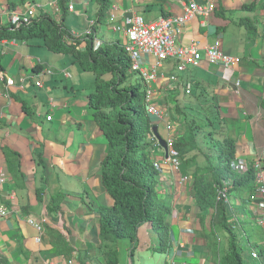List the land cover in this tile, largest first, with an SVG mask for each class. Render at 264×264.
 Segmentation results:
<instances>
[{
  "label": "crops",
  "instance_id": "crops-1",
  "mask_svg": "<svg viewBox=\"0 0 264 264\" xmlns=\"http://www.w3.org/2000/svg\"><path fill=\"white\" fill-rule=\"evenodd\" d=\"M189 1L205 4L208 0H109V7L117 8L112 9L117 22L130 14L151 21L181 14L182 4ZM209 1L215 6L212 15L204 19L195 16L187 21L178 43L187 45L196 39L205 45L221 38L224 50L238 57L236 66L225 69L202 61L198 67L186 65L183 72H176L172 60H167L155 71L149 84L152 103L177 128L182 116L173 115L178 108L175 104L180 110L190 108L191 113L199 115V120L203 113H198L197 105L203 102L204 122L214 128L216 121L220 122L219 133L232 140L234 158L248 163V170L256 175L260 173L264 183V14L257 13L264 12V0ZM54 2L0 0V264H79V257L84 254L88 264L104 262L101 257L92 259L100 244L98 208L111 205L101 189L100 179V163L108 144L88 106V94L95 89V78L75 62L73 54L54 52L41 38H18L9 31L10 13H23L35 7L37 16H61L56 22L62 23L60 29L73 39L81 40L91 32L92 27L85 28L90 20L96 21L98 5L94 0L61 1L68 10L64 14L58 11L57 15L52 7ZM66 13L73 15L70 27L64 24ZM116 35V40L103 41H121V35ZM94 36L96 46L105 43ZM145 58L144 65L152 66L155 62L153 57ZM137 77L142 84L138 74ZM154 125L165 140L168 134L163 121L155 118ZM213 132L204 134L201 143L216 147L213 140L217 137H213ZM152 153L158 160L164 156L156 141L152 143ZM162 168L166 172L159 176L160 185L171 197L177 192L178 178L174 172L167 171L168 166ZM230 179L224 182L231 186V192L227 191L231 200L227 204L231 206V222L236 220L233 224L239 226L235 231L242 235L248 247L251 242L260 245L264 235V226L257 224L263 211L261 197H254V190L240 196ZM188 191L190 184L181 187L178 210L176 215L171 210L170 220L175 225L176 217L179 226L185 225L188 230L176 236L177 225L171 223L170 240L176 236L181 242L179 247L186 243L193 246V238L203 237L204 259L197 255L188 259L184 253L188 250L186 246L179 254L176 250L163 253L164 259L168 264H213L215 248L211 245L214 243L208 242L213 209L205 211L201 228L195 200ZM56 195L57 206L52 202ZM185 216L187 221L183 220ZM190 216L193 218L188 219ZM30 218L47 221L38 231L28 223ZM142 227L149 229L147 225ZM216 227L220 228L218 224ZM188 231L195 233L194 237L188 236L192 235ZM218 234L220 246L225 247L221 229ZM174 242L177 246V241ZM261 257L264 258V253Z\"/></svg>",
  "mask_w": 264,
  "mask_h": 264
},
{
  "label": "trees",
  "instance_id": "trees-1",
  "mask_svg": "<svg viewBox=\"0 0 264 264\" xmlns=\"http://www.w3.org/2000/svg\"><path fill=\"white\" fill-rule=\"evenodd\" d=\"M94 1L98 9L95 24L91 29L96 31L95 27L106 23L104 16L110 5L109 0ZM63 2L60 3L59 12L64 14L68 8L64 7ZM42 16L44 14L38 15L33 24L12 34L18 38H41L48 49L73 54L75 62L83 70L90 71L95 78V89L88 94V106L93 111L94 121L108 144L107 153L101 162L100 179L111 205L98 208L100 244L96 257L92 259L101 257L103 264H119L120 241L127 242V250H131L133 257L137 247L138 228L146 224L159 230L157 250L167 255L172 248L169 225L171 212L163 199L167 194L160 188L159 172L153 167L150 159L152 143L155 141L152 128L155 125L146 112L142 84L132 81L134 73L128 71L130 61L124 53L121 41L105 42L96 46L92 30L81 40L73 39L69 33L60 29L62 23H57L55 18L48 15H45L44 19ZM66 37H70V41H67ZM175 105L178 108L174 112L182 116L180 126L186 128L177 138V154L180 161L189 163L186 154L190 145L195 144L197 131L187 124L185 111L180 110L178 104ZM198 117L199 115L193 118ZM219 138L216 140V160L194 171L190 192L199 210L208 207L214 209L212 226L218 224L226 235V250L216 264H244L239 242L228 220L230 206L222 199H217L216 188H222L224 179L231 178L234 188L242 196L253 188L254 175L251 171L245 175L232 171L231 165L235 157L233 142L222 133ZM58 199V195L52 197L56 206L59 204ZM212 234L208 236L210 244L214 241ZM134 242L136 246L132 248ZM84 256L85 254L79 257V264H88V259Z\"/></svg>",
  "mask_w": 264,
  "mask_h": 264
},
{
  "label": "rangeland",
  "instance_id": "rangeland-1",
  "mask_svg": "<svg viewBox=\"0 0 264 264\" xmlns=\"http://www.w3.org/2000/svg\"><path fill=\"white\" fill-rule=\"evenodd\" d=\"M61 1H64V0H59L58 1V6L59 7H60ZM189 3L197 4V3L193 2V1H189ZM206 4H210V6L212 5V12L211 13H213L214 10H215L214 4L211 1H209V0L203 5H206ZM52 7L56 8L59 11V8L57 6H52ZM93 8L94 7H92L91 10ZM112 9H113V11L117 10V8H114V7H112ZM54 13H56V12H54ZM257 13L259 15H263L264 14V12H262L261 10H259ZM21 14L22 13L19 12V11H14L12 14L11 13L9 14V22H10L9 31L15 32V31H18L19 29H21L22 27H26V25L17 24V23L15 24V23L12 22L14 16H19ZM56 15H57V13H56ZM108 15H109V13H106V15L104 16V17H106V23H104L102 25L100 24L99 26L95 27L96 31L92 30V32L94 34H96V38L100 39L99 41H102V42H112V41H103V40H113V39L116 40L117 37H118L116 35V33L111 32L112 25H111V23L108 20V17H107ZM134 15H139V14H134ZM211 15L212 14L208 13L207 15H205V14L204 15H200L199 17L204 19V18H209ZM71 16H73V15H71L69 13H66V16L64 17L65 18L64 24L67 25L68 27H70L69 25H71L70 24V17ZM195 16H198V15H194L192 18H194ZM42 17L44 19V16H42ZM55 17H57V16H55ZM59 17H61V16H59ZM59 17H57V19L56 18L55 19L60 21L61 19ZM30 19H31V21H30V23H28V25L31 24L33 18H30ZM143 19L146 22H155L159 18H157L156 20H151V21L150 20H146L145 18H143ZM39 20H41V19H39ZM90 21L86 23L85 30H88ZM32 24H33V22H32ZM94 24H95V21H94ZM184 27H185V25H184ZM183 30H184V28H183ZM262 31L264 33V28L262 29ZM180 35H179V37H180ZM179 37H178V39H179ZM96 41L98 42V40H96ZM217 41L219 43L215 45L216 58L213 61L215 63H209L208 57L206 56V54L203 51L204 47H210L211 44H213V43H215ZM99 43H101V42H99ZM193 44H194V46H198V45L201 46L203 50L202 49H198L199 52H200V58L198 60V63L196 65L192 66V67H194V68L198 67L200 65V62H202V61H205L210 66H219V67H222V68H225V69L234 68L236 66L238 57L234 56L232 54H229V53H227L224 50L223 42H222L221 38H216V39H214L212 41V43L205 44V45H202L196 39H192L190 42H188L187 45L190 46V45H193ZM187 45H181V46H187ZM129 61H130V67H131V60L129 59ZM143 61L146 63V58L144 56H143ZM172 62L174 64V68H175L176 72H183L186 69V67H185L184 70H178L177 69V65H180L179 62L176 61V60H174ZM129 69H131V68H129ZM132 81L133 82H140L136 73L132 77ZM189 97L190 96H186V98H189ZM148 104L149 103H145V106H147ZM197 106L200 107V110L198 109V111H199L198 113H200V114L203 113L202 117L199 120L193 118L194 116H198V115L196 113H191L189 111L190 108L187 109V108L184 107L183 110H182V111H185V114H187V117H186L187 118V124L190 125L193 130L195 129V132L197 131V133L195 135V140H196L195 144H192L188 148L190 150L186 154V157H187V160L189 161V163L183 162L182 160L180 161V160H178L176 158V152H178V149L176 148L177 138L180 137V136H178V134L180 132H183L184 129H186L183 126H180L181 124L179 125L180 127L172 129L173 134L175 132L177 135L175 134V136H173V138H172V146L171 147H169V145H167V143H166L167 141H164L165 142V150H164L163 147L160 145V143H158V141H156L158 146L160 145V148H162L163 151H164V156H162V158L160 160H158L156 158L155 154H153L152 152L150 154V159L152 160V162L154 164L153 167L159 172L158 173L159 176H160V174L162 175V172H166V170L162 168L164 165H166L169 168V169H167V171H169L170 173L174 172L176 174L177 178L178 179L180 178V180L177 179L178 181H176V185H177L176 194L175 195L173 194L174 196L171 195V197H169V195H168L167 197L163 198L166 204L169 203L168 206L170 208V212H171L172 209L175 210V213H174L175 215L177 213L176 210H178L177 209L178 208L177 204H179V202H180L179 198L181 197V195H180L179 192L181 190V187L185 188L187 185L189 186V184L191 186L192 180L194 179V175H195L194 171L197 168H204V166H207L210 162H213L214 160H216L215 157H216V155L218 153L217 152L218 151L217 146L216 147H213L212 145L208 146V144L201 143V142L204 141V136L203 135L204 134H208V131H214L212 133L213 137H215V138L217 137V140L220 139L219 136H217V134L219 133V130L222 132L220 122L216 121L215 128L212 127V124L211 125L206 124L204 122V107H203L204 103L203 102L202 103L198 102ZM190 107L192 108V106H190ZM201 108H202V111H201ZM173 115H176V113L174 112ZM152 119H153V122L155 123V119L154 118H152ZM194 120H196V121H194ZM193 123H194V126H193ZM204 127H206L205 130H204ZM210 128L211 129L214 128V130H211ZM170 133H171V131H168V134H170ZM202 136H203V138H202ZM213 141H216V140H213ZM100 168H101V163H100ZM261 178H263V177L261 176ZM255 186H257V184L256 185L253 184V188L250 190V193L248 191L247 194H251L253 190H254V192L257 191V189H255ZM160 188L162 189V191L164 190V188L161 185H160ZM101 189L103 190L104 193H106V189H104L102 181H101ZM229 191L231 192V190H229ZM188 194H191V192L188 191ZM227 194H228L227 199L231 200V196H230L231 194L230 193H227ZM260 194H261V192H255L253 195H254V197L255 196L261 197ZM106 195L108 196L107 193H106ZM194 203H195V207H196V210H197V213H196L197 219L199 220V224L201 226L203 224V222H204V218H205L204 213H205V211H207L210 208L211 209H213V208L212 207H208L205 210H199L197 208L196 202H194ZM261 203L264 204V202H262V197H261V200H260V205H261ZM229 206H230V204H229ZM100 207H102V206H100ZM229 211H230V217L228 218V220L230 222L229 224H230L232 230L234 231V233H235V235L237 237V240L239 242V249L242 252L244 264H264V262H263L264 258L262 259V257H261V253H264V235L262 237V240L259 242L260 245L251 242L249 244V247H248L247 244H246V241L244 240V238H242V235L241 234L237 235V233L235 231V228L239 229V226H237V223L233 224V222H236V220L231 222V218L233 216L232 212H231V206L229 208ZM213 212H214V209H213ZM172 216L173 215L171 214V217ZM190 218H193V216H190L188 219H190ZM30 219L33 221V223H35V228L38 231L42 230V224L47 221L46 218H42V219L40 218L42 220V222L38 221L39 219L38 220L34 219V218H30ZM186 219H187V217L185 216L183 220L187 221ZM170 220H171V218H170ZM173 222H174V220L171 222L173 224V226L177 225V231L178 232L176 231V236H178V234H180V233L183 234L184 233L183 231H185L186 229L188 230V228L184 227L185 225L183 227L179 226V220L176 217H175V225H174ZM171 223H169L170 232H171V230H173V227H172ZM257 224L259 226H264V213H263V211H262L261 215L257 219ZM146 225L149 228L148 230H146V228L142 227V226H146ZM146 225H142V226H140L138 228V231H137L138 232L137 233V235H138V237H137L138 238L137 247H136V250L134 252L133 257H131V253H130L131 250H129V251L127 250V242L126 241H120L119 242V250H118L119 264H133V262H134V264H163L164 263V261H165L164 254L163 253L160 254L158 252V250H157L158 245H159V243H158L159 242V240H158V232H159V230L157 228H155V227L150 226V224H146ZM212 227L213 226H212V223H211V229H210L211 233L209 232L208 235L212 234ZM201 228H203V226H201ZM219 230H220V228H218V227H216L214 225L213 234H212V238H213L214 241H212V242L214 243V247H215V243L217 244V246L215 247L214 252L212 251V254H213V258L212 259L214 260V261H212L213 264L217 263L218 259H220V257L223 255L224 251L226 250V246H227V238H226V235H225L223 230H221V232L225 236L226 244H225V247H221L220 246V244H219L220 243L219 242L220 236L218 234ZM240 232H241V230H240ZM186 233L192 234L191 231H188ZM171 234H173V233L171 232ZM194 235H195V233H193L192 235H188V236H190V237L193 236L194 237ZM196 235L199 236L198 233ZM172 236L173 235H171L170 237L172 238ZM176 236H175L174 240L177 241L176 242L177 246L174 245L175 242H174L173 239L170 240V243H171V246H172V248L170 250L172 251V253H174V250H176L177 254H179L183 250V246L184 247L186 246V249H188V250H184V253H186V257H188V259L192 258L194 255H197L198 256L197 258L204 259V254H203V252H204V243H203L204 239H203V237L193 238V241H194V245L193 246H189L185 242L186 243L185 245H182L181 247H179L181 242H180V240H177ZM135 246H136V244L134 242L133 245H132V248H134ZM250 248H253V249L251 250ZM139 250H141V251H139ZM185 251H187V252H185ZM139 252H142V253L138 254Z\"/></svg>",
  "mask_w": 264,
  "mask_h": 264
},
{
  "label": "built area",
  "instance_id": "built-area-1",
  "mask_svg": "<svg viewBox=\"0 0 264 264\" xmlns=\"http://www.w3.org/2000/svg\"><path fill=\"white\" fill-rule=\"evenodd\" d=\"M58 1L56 0L52 6H58ZM69 8H71L69 6ZM35 7H30L25 10L21 15L14 16L12 22L17 24H23L28 26L31 19L32 22L34 18H37L35 13ZM53 10L57 12L58 10L53 7ZM212 5L210 4H194V3H183L181 14L160 17L155 22H146L140 15H125L122 17L120 22H117L115 15L112 12V9L109 8L108 20L112 25V32L118 33L121 35V44L124 50V53L131 60V67L133 68L142 62L144 57H153L154 58V68L162 66L163 62L167 60H176L180 65H177L178 70H184L186 65L194 66L198 63L200 58V52L198 49H202L201 46H181L178 43V37L183 32L185 23L190 20L194 15H207L211 14ZM31 22V23H32ZM94 25V21H90L89 27ZM219 42L211 44L210 47H204V53L208 57L209 63L213 62L216 58L215 45ZM152 98V94L149 99L146 100V103H149ZM149 114L159 117L158 111L153 107L149 106L147 109ZM167 129L170 130L171 127L167 126ZM167 145L172 146V137L166 139ZM176 152V151H175ZM178 156L176 152V157ZM259 166V164H257ZM235 168L240 172L248 171V166L245 163H234ZM260 167V166H259ZM255 168V167H254ZM256 170L259 168H255ZM257 181L255 185V192H261L262 202H264V183L261 180V174H257ZM180 180V178H179ZM229 186L228 183H224L222 188H216L218 197L217 199H223L225 202L228 201L226 195V188ZM226 197V198H225ZM225 198V199H224ZM261 208L264 213V204L261 203ZM31 224L33 221L30 219Z\"/></svg>",
  "mask_w": 264,
  "mask_h": 264
},
{
  "label": "bare ground",
  "instance_id": "bare-ground-1",
  "mask_svg": "<svg viewBox=\"0 0 264 264\" xmlns=\"http://www.w3.org/2000/svg\"><path fill=\"white\" fill-rule=\"evenodd\" d=\"M36 10L37 9H35V13H36ZM70 35V34H69ZM70 37L72 38V36L70 35ZM70 37H68V38H70ZM68 41H70V39H68ZM155 63V62H154ZM154 63L152 64V66H150V65H144V64H142V62L141 63H139L137 66H135V67H133V68H131V69H129V72H133V73H136V74H138V76H139V78L140 79H142L141 81H142V84L144 85V87H143V89H144V105H145V103H146V100L147 99H149L150 98V96H151V90L149 89V84L151 83V81L154 79V77H155V71L158 69V68H160V66L159 67H157V68H154ZM186 92H188V91H186ZM149 106H151V107H153L154 109H156L157 111H158V114H159V117L158 116H155V115H152V114H149L148 112H147V109H148V107ZM145 108H146V112H147V114L150 116V118H156L158 121L159 120H162L163 121V123H164V127H165V131L167 132V134H168V131H171V133L170 134H168L167 135V138L168 137H172L173 138V136H175L173 133H172V129H174V126H172L173 124H171V123H169L167 120H166V118H165V114H164V112L161 110V109H158L157 107H155L154 105H153V103H152V98H151V100H150V102H149V104L147 105V106H145ZM167 126H170L171 127V129L170 130H168L167 129ZM197 126V125H196ZM154 127H156V125L154 126ZM157 132V131H156ZM152 134H153V132H152ZM158 134V133H157ZM159 135V134H158ZM160 136V135H159ZM153 138L155 139V137H154V135H153ZM186 145V144H185ZM178 160H180V157L179 156H177L176 157ZM239 159H237V158H234L233 159V162H232V171L233 172H235V173H237V174H239V175H245L248 171H251L252 172V170H248V171H246V172H240V171H238L236 168H235V166H234V163L235 162H239L238 161ZM239 163H245V165H249L248 163H246V162H239ZM253 173V172H252ZM253 175H254V185H255V179H257V176H256V172H254L253 173ZM179 180V179H178ZM0 181H1V179H0ZM224 183H226V182H224ZM229 188H231V186H228L227 188H226V195H227V191H229L228 189ZM229 193V192H228ZM223 200V199H222ZM223 202L224 203H227V202H225L224 200H223ZM29 220L30 219H28V223L29 224H31L30 222H29ZM31 225H35V224H31Z\"/></svg>",
  "mask_w": 264,
  "mask_h": 264
},
{
  "label": "water",
  "instance_id": "water-1",
  "mask_svg": "<svg viewBox=\"0 0 264 264\" xmlns=\"http://www.w3.org/2000/svg\"><path fill=\"white\" fill-rule=\"evenodd\" d=\"M152 132H153V135L156 139V141H158V143H160V145L163 147V149L165 150V142L164 140L157 134L156 132V127H153L152 128Z\"/></svg>",
  "mask_w": 264,
  "mask_h": 264
},
{
  "label": "clouds",
  "instance_id": "clouds-1",
  "mask_svg": "<svg viewBox=\"0 0 264 264\" xmlns=\"http://www.w3.org/2000/svg\"><path fill=\"white\" fill-rule=\"evenodd\" d=\"M110 8V7H109ZM166 139H167V137L165 138V140L164 141H166ZM155 141H156V139H154Z\"/></svg>",
  "mask_w": 264,
  "mask_h": 264
}]
</instances>
